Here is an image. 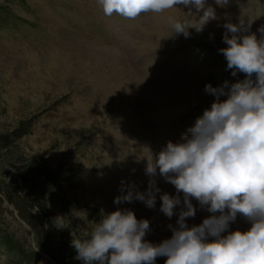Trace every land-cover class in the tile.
<instances>
[{
  "label": "rangeland",
  "instance_id": "374dc122",
  "mask_svg": "<svg viewBox=\"0 0 264 264\" xmlns=\"http://www.w3.org/2000/svg\"><path fill=\"white\" fill-rule=\"evenodd\" d=\"M89 1L0 0V264H84L77 259L72 240L89 238L102 212L118 209H130L138 220L149 221L146 241L158 245L171 239L174 229L170 224L157 226L154 220L142 218L133 195L131 202L116 204L114 200L131 193L130 186L139 179L127 184V178L134 173L163 179L158 170L155 176L146 173L152 159L148 140L166 138L165 147L180 120L190 128L197 120L194 113L210 109L216 97L205 92V85L218 88L225 81L233 84L245 79L243 73L232 75L218 51L228 46L223 42L226 21L221 29L205 26L201 33L190 29V37L185 38L160 25L153 13L141 14L134 21L132 37L128 31L132 19L104 17ZM236 5L239 8L235 10L219 8L239 15L245 27L250 25L241 36L255 34L258 40L264 39L259 31L264 27V0H238ZM148 25L150 31L143 36L141 30ZM129 36L133 45H124ZM159 37L167 38L162 47L147 41ZM105 42L112 44L108 48L119 42L125 51L137 46L131 56H148L133 64L123 62L119 55L99 50L107 47ZM174 48L179 54L177 66L159 75L161 70L151 52L159 51L163 60ZM83 50L103 55L107 62L93 64ZM32 56L61 57L71 62V67H64L59 74L53 71L56 67L44 63L20 65ZM136 61L146 62L147 67L134 71ZM189 71L201 73V79L178 86L175 94L162 98L143 89L148 82ZM143 73L154 75L142 77ZM122 75L133 81L130 91ZM222 99L227 96H220ZM110 101L122 103L120 108L127 113L136 111L135 121L114 116L110 104L101 108V103ZM99 116L101 122L91 123ZM165 128L168 131L162 134ZM108 147L139 149L142 156L117 159L102 149ZM172 188L168 193L176 197ZM191 203L195 207L198 201L193 198ZM208 213L204 219L214 215ZM232 224L241 232L252 226L240 214ZM166 259L161 256L156 262L165 263Z\"/></svg>",
  "mask_w": 264,
  "mask_h": 264
},
{
  "label": "clouds",
  "instance_id": "9594fccd",
  "mask_svg": "<svg viewBox=\"0 0 264 264\" xmlns=\"http://www.w3.org/2000/svg\"><path fill=\"white\" fill-rule=\"evenodd\" d=\"M228 2L215 0L218 7ZM99 3L106 16L115 13L126 19L176 10L181 17L172 22L173 34L185 38L190 37V29L201 33L217 19L216 9L208 0ZM224 27L223 42L228 46L218 51L225 57L227 69L233 70L232 75L243 73L245 79L233 84L225 81L218 88L205 85V92L216 97L211 108L182 134L181 142L169 141L147 162L148 175L155 176L158 170L177 191L176 197L167 193L160 197V210L168 218L174 215V208L180 204L179 194L183 193L187 210L179 214V227L171 239L155 245L145 240L148 220H138L131 210L102 212L89 238L72 240L77 259L84 264H155L161 256L167 257L165 264H264V39L258 40L255 34L241 36L250 28L242 22ZM259 31L264 33V27ZM220 96L227 99L221 101ZM154 183L150 181L146 200L150 208L155 206V193L160 191H153ZM132 198L129 193L116 197L114 203L131 202ZM136 198L145 201L144 194ZM193 198L214 215L189 228L185 220L196 214ZM237 214L251 222L250 230L222 236ZM209 237L214 240L208 242Z\"/></svg>",
  "mask_w": 264,
  "mask_h": 264
},
{
  "label": "bare ground",
  "instance_id": "6f19581e",
  "mask_svg": "<svg viewBox=\"0 0 264 264\" xmlns=\"http://www.w3.org/2000/svg\"><path fill=\"white\" fill-rule=\"evenodd\" d=\"M209 1H212L214 4H215V0H209ZM236 3H238V0H229L228 4L226 6H224L223 8H228L230 7L231 9H238L239 6L236 5ZM208 4L212 5L215 9H216V16H217V19L216 20H213V21H210L206 26H209V27H214L216 29H219L222 25H223V21H226L227 23H235V24H239L240 23V20H239V15L237 14H234V13H231V12H228V11H225L221 8H219L218 6L212 4V3H209ZM182 8L183 11L187 12L188 9L187 8H183V6H179ZM194 11V9H193ZM202 14V13H201ZM153 15L155 16L156 18V21L160 24V25H163V26H167V27H170L172 28V22L174 20H176L177 18H180L181 17V13H179L178 11L176 10H170V11H166L165 13L163 14H155L153 13ZM241 15V14H240ZM131 26L132 28L129 29V34L131 33L133 27L135 26V23L134 22H131ZM221 29V28H220ZM150 31V26L148 25L147 29L145 30L144 32V35H147ZM161 31V30H160ZM171 32H169L170 34ZM161 34V33H160ZM159 34V35H160ZM143 35V36H144ZM130 36H132V34H130ZM129 36V38H130ZM133 37V36H132ZM158 37V36H157ZM164 37H167V36H164ZM163 38V37H162ZM151 38V39H147V41H149L153 46L155 45H159V46H163L162 45V41L169 38ZM174 44V43H173ZM172 44V45H173ZM151 45V46H152ZM85 48V47H84ZM160 49V47H157ZM164 49H166V47H163ZM150 49V48H149ZM100 51L102 50H105L107 52H112L114 54H117L119 55L121 58H122V53L120 51V49H117V48H101L99 49ZM152 54V57L154 58V60L156 61V66L158 67V69H160L161 71L159 72V75L161 74H164L168 71H170V67L174 66V68L177 66L179 60H178V53H177V48H174L171 53L169 54V56H167L165 59L163 60H160L159 59V54L160 52L159 51H152L151 52ZM67 54V53H66ZM82 54H84L85 58L86 59H89V61H91L93 64H96V63H101V62H107L106 61V58L102 57L101 55H96V54H93L92 52H88L86 50H83ZM65 55V54H64ZM148 55L147 54H143V55H140V56H127L126 59L129 61V62H135V60L137 59H140L142 60V58H146ZM111 57V56H110ZM113 58V57H111ZM115 59V58H114ZM43 62H42V61ZM65 60V63L62 62ZM81 60V59H80ZM83 60V59H82ZM110 60V59H109ZM123 60V59H122ZM62 62V65L60 66V63ZM111 62V61H110ZM124 62V60H123ZM36 63H44L46 64V66H54L56 68H53V71L54 72H58L60 74L61 72V69H63L65 67L68 68L70 65H68V63L70 64L71 62H68L66 61V59H61V57H57V56H49V57H45V58H42V57H35V56H32L30 58V60L26 63L25 62H21L20 65H26V64H29V65H34ZM83 65V64H82ZM87 65V64H86ZM71 67V66H70ZM117 67V66H116ZM137 67H140V68H145L147 67V64L146 62L144 61H141L140 63H137L136 61V64H135V68ZM52 68V67H51ZM86 68V67H85ZM83 68V69H85ZM194 68V67H193ZM50 69V68H49ZM117 70V68H116ZM52 71V70H51ZM126 71V70H125ZM93 72V71H92ZM119 74H123V71L121 69H119ZM78 73V72H77ZM77 73H75L77 75ZM79 73H82V72H79ZM114 73V72H113ZM108 74V73H107ZM94 75V74H93ZM110 75V73H109ZM117 75V74H116ZM124 75V74H123ZM122 75V81L125 85L129 84V91H130V88L131 86V83H133V81L131 82V80L127 79L125 80L126 78H124V76ZM154 74H152L153 76ZM170 75V76H169ZM167 75L168 77H164L162 79H159L158 81H155V82H148V84H144L143 85V89L146 90V92L148 91V93L150 94H153L157 97H167L168 95H172V94H175L177 93L180 85H184V84H188V83H195L197 80L201 79L200 76H201V73L199 72H195V71H189L187 73H181V74H176V73H173V74H169ZM151 76V77H152ZM63 77V76H62ZM107 77V76H106ZM112 77V76H110ZM148 77H150L148 75ZM104 78V77H103ZM120 78V79H121ZM94 79V78H93ZM87 80V79H86ZM89 81V80H88ZM100 81V80H98ZM103 81V80H102ZM112 81V80H111ZM101 82V81H100ZM35 85V83L33 84ZM41 85V84H40ZM95 85V84H94ZM123 85V84H122ZM135 85V84H134ZM36 87V86H34ZM43 87V86H42ZM41 87V88H42ZM125 87V86H124ZM126 87L124 88L126 90ZM40 88V86H39ZM128 91V92H129ZM125 92V91H124ZM110 96V95H109ZM111 97V96H110ZM110 100V99H109ZM113 100V99H112ZM107 104L111 107L112 111L116 114L114 116H116L117 118H122L123 117H129L130 120H134L135 121V112H130V113H127L126 111H122L121 108H120V105L122 103L119 102V104L117 105V102L115 101H110V102H103V105L101 103V108L107 106ZM110 107H109V110H110ZM100 108V109H101ZM107 108V107H106ZM105 112V111H104ZM111 113V112H110ZM110 115V114H109ZM82 116V115H81ZM125 119V118H124ZM103 119H102V116H99L98 118H96L95 121L91 122V123H94V124H98V122H101ZM164 120V119H163ZM121 121V119H120ZM89 123H87L88 125ZM91 127V126H90ZM159 127V126H158ZM183 129H189L187 126H185L184 128H179L178 130H183ZM168 130L165 128L164 131L162 132V134H164L165 132H167ZM161 137H158L157 139H160ZM139 147V146H138ZM135 148V147H134ZM102 149H106V151H109L110 152V155H112L114 158L116 157L117 159H122V160H125V161H128L129 159H132L133 156H139V158H141V154L142 152L137 149L136 150H133L132 148L131 149H117V148H111V147H108V148H102ZM149 149V147H148ZM142 150V149H141ZM151 154H153L152 152H150ZM148 155V154H147ZM154 155V154H153ZM141 164V163H140ZM142 171V170H141ZM144 173V172H143ZM125 175V174H124ZM126 177V176H125ZM138 182L141 181L140 184H138L137 182V179ZM128 181H127V184L131 181V179H133L135 182L136 185H133V186H130V189H131V193L134 197V200H137L139 202V208L141 209V215H142V218L144 219H151V220H154L156 225H165V224H170V226L175 230L179 227L177 221L179 219V214L181 212V210H184L186 211L187 208L186 206L184 205V200H180V204H178L175 208H174V215L171 217V218H168L161 210V199L160 197L165 194V193H168V192H171L170 190H173V185L166 182V180L163 178V179H160V180H152V179H148V178H144V176L140 173H134L130 176H128ZM158 179V177H157ZM132 180V181H133ZM126 181V180H125ZM150 181H154V186H153V191L155 190V188H159V192L155 193L157 196H159L158 198L155 197V206L154 207H148L147 204H146V200L148 198L147 194H148V191H149V187H150ZM129 187V186H128ZM137 194H144L145 195V201H141L139 199L136 198V195ZM176 194V193H175ZM169 195V193H168ZM181 195V193L179 194V196ZM170 196V195H169ZM173 197V196H171ZM181 198V197H180ZM184 199V198H183ZM196 202V201H195ZM137 203V202H136ZM133 204V203H132ZM131 205V204H130ZM133 206V205H131ZM194 207V206H193ZM129 208V206H128ZM196 209V214L194 217H188L186 218L185 220V223L187 224V226L189 228H191L192 226H196L198 224H200L201 222H203L204 220V214L205 212L207 211V207L205 206L204 208H201L199 202L197 203V206L194 207ZM125 210V209H124ZM130 210V209H129ZM137 212V210H136ZM210 214V212L208 213V215ZM212 215V214H211ZM208 218V217H207ZM240 218V217H239ZM167 226V225H166ZM165 226V227H166ZM247 227V226H246Z\"/></svg>",
  "mask_w": 264,
  "mask_h": 264
}]
</instances>
